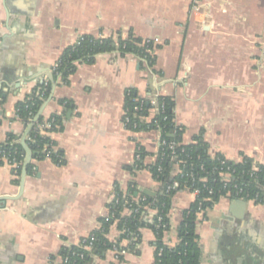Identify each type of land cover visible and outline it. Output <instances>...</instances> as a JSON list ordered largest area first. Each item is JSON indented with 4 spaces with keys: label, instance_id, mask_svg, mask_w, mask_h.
Listing matches in <instances>:
<instances>
[{
    "label": "crops",
    "instance_id": "0c3cea01",
    "mask_svg": "<svg viewBox=\"0 0 264 264\" xmlns=\"http://www.w3.org/2000/svg\"><path fill=\"white\" fill-rule=\"evenodd\" d=\"M190 8L191 0H0V142L24 135L15 106L49 82L80 37L132 33L158 47L152 68L110 52L78 65L67 84L54 82L42 116H62L59 102H71L62 132L50 135L64 164L36 162L20 197L12 169L0 166V264H62L60 250L108 217L115 190H159L150 172L133 170L137 146L149 155L145 164L154 163L156 134L123 127L128 90L171 100L183 145L201 132L210 157L264 165V0H202L197 16ZM195 199L188 191L171 198L167 246ZM195 232L200 264H264V203L223 197L197 215ZM120 236L113 224L105 236L113 248L89 264H155L152 230L141 229L138 242Z\"/></svg>",
    "mask_w": 264,
    "mask_h": 264
},
{
    "label": "trees",
    "instance_id": "16d2710c",
    "mask_svg": "<svg viewBox=\"0 0 264 264\" xmlns=\"http://www.w3.org/2000/svg\"><path fill=\"white\" fill-rule=\"evenodd\" d=\"M157 48V46H153L152 42L146 43L145 40L134 37L132 33H129L126 39L118 37L116 40L95 38L88 35L82 36L74 45L66 48L60 56L58 66L52 74V82L49 81L46 85L44 83L37 84L33 91L15 106V114L26 129L28 120L36 116L43 103L50 96L52 83L59 80V83L67 84L68 77L75 72L78 65H91L100 54L117 52L121 57L133 55L143 60L147 67L152 68L155 57L149 56L147 52ZM127 93H130L131 97H138L134 90H128ZM161 100L165 103L164 116H166L167 121L163 122L160 117H157L156 120H161L160 124L164 126L163 137L179 145L175 150L179 153V159L186 162L182 175L174 176L173 164L170 158L157 160L150 169L152 178L159 184V190L155 193V196L147 197L138 194L136 186L130 185L127 191L130 207H124V201H120L117 206L110 205L109 213L113 215V218L108 221L102 219L100 228L92 233L94 237L92 253L90 255L85 254L84 259L79 261L77 258L72 257V254L81 252L75 247H65L58 254L61 260L64 257H69V264H89L92 256L103 257L108 250L113 248V245L108 242L105 236L109 228L115 224L121 233L120 240L135 238L134 242H138L141 229L148 228L152 230L155 235L153 243L155 264H200L201 249L195 232L197 215L212 208L219 199L226 195L231 186L242 189L243 192L249 194V198L255 194L262 196L264 191V165L256 164L252 159L242 156L241 162H227V165L222 166V168L219 162L223 160V157L216 155L212 158L208 155L207 145L200 136L201 132L192 144L183 145L181 143V131L174 129L169 124L171 118H173V103L167 98L160 97L159 101ZM59 104L64 109L62 116L50 115L47 119L41 116L37 121L38 125L45 120L46 123L50 124V129L46 131L50 135L62 132L63 117L67 111L72 109L69 101H60ZM136 105L129 99H125L124 109L129 110L130 120L134 123H139V117L147 115L148 106L147 102H144L141 106V112L135 114L132 110ZM36 125L27 133L25 142L32 156V161L27 168V174L29 175L32 174L36 162L49 160L56 166L64 164L62 151L56 148L55 143L49 136L42 135L36 129ZM145 129L146 126L139 123L135 132L145 131ZM172 130L175 133L170 134ZM15 140L16 136L8 134L5 141L0 142V166L4 165L3 159L8 161L15 160L19 163L18 169L12 171L15 176L12 183L18 185L25 154L20 143H13ZM253 165L257 168L255 173L251 170ZM226 167L230 168L231 177L227 190H223L219 172ZM158 168L161 171H158ZM188 174H192V177H187ZM202 179H205V182H202ZM173 181L178 182L179 191H188L190 193L198 191V194L195 202L181 213V221L176 228V243L174 246L169 247L164 243L163 238L164 234L170 231L168 214L171 210V198L175 192L169 191L167 188L171 186ZM209 191L212 193L209 194ZM233 192L231 191V200H234ZM137 197L145 198V203L152 204L151 209L157 211V215L151 221L142 218L141 209L137 214L123 215L125 209L137 208L134 203L130 204L131 199ZM206 199H209V201H205ZM254 203L256 205L263 204L264 199ZM158 219H160L159 222H157ZM114 221L117 222L114 223ZM156 226H158V229H156Z\"/></svg>",
    "mask_w": 264,
    "mask_h": 264
},
{
    "label": "built area",
    "instance_id": "2783aa9c",
    "mask_svg": "<svg viewBox=\"0 0 264 264\" xmlns=\"http://www.w3.org/2000/svg\"><path fill=\"white\" fill-rule=\"evenodd\" d=\"M201 7H202V0H191L190 14H192L193 16H197L200 13ZM145 42L146 43L152 42L153 46H155V44L157 43V40H154V41L145 40ZM147 53L149 56L152 57L153 53H154V49L148 51ZM57 66H58V62L52 68V73L57 68ZM46 84L47 83H44V85H46ZM126 98L129 99V101H131L132 103L137 104L135 107H133V110H132L133 113H135V114H139L142 110L141 109L142 104L144 102H147V106H148L147 115L139 117L138 122L141 123L142 125L146 126L145 131H140V132H152V133L156 134V139L154 141V143L156 145V153L153 156L155 159L154 163L157 160H163V159L168 157V158H170V161L173 164L174 176L182 175L183 168L186 167V162L179 159V153H177L175 150L179 145L172 142V141H168L167 139H165L163 137L164 126H162L160 124L161 120L160 121L156 120L157 117H160L163 122L167 121L166 116H164V112H165L164 101L163 100L159 101L160 97L158 95H154V94H149L145 98H140V97H131L130 93L126 92L125 99ZM15 113H16V111H15ZM15 118H16V120H18V117L16 116V114H15ZM139 123L132 122L130 120V117H129V110L124 109V117H123L122 124H123V127L125 129H128L129 131L135 132V129L137 128V125H139ZM36 124H37V122H34V118L28 120V126L31 125L32 127H34ZM169 124H171V126L174 129H176V127L174 126L173 118H171ZM128 127H130V128H128ZM36 129L42 135H47L50 137V134L46 133V131L50 129V124L46 123V120L42 124H39V125L37 124ZM173 133H175L174 130H172L170 132V134H173ZM19 141H20V137H16V140L13 141V143L17 144V143H19ZM148 158H149L148 153L142 147L137 146L136 152L134 154L133 170L135 172H139L141 170H146V171L150 172V169L154 165V163L145 164V161ZM241 161L242 160L240 158L239 162H241ZM3 162H4V165L10 167L12 169V171H15L19 167V163H17L15 160L8 161L6 159H3ZM227 162H229V161H227L226 159L223 158V160H221L219 163L222 167V166H226ZM251 170L253 173L257 172V168L254 165L251 167ZM158 171H161L160 168H158ZM253 173H252V175H253ZM252 175H251V177H252ZM187 177H192V174L191 175L188 174ZM219 177L221 178V182L223 183V186H222L223 190H227V185L230 184V177H231L230 168L226 167L223 170L221 169V171L219 172ZM201 181L205 182V179H202ZM178 189H179V184L176 181H173L171 186L167 188V190L174 191L175 193L179 192ZM231 191H234L233 192L234 200H241L244 202H253L254 203L260 199H264V191H263L261 197L259 194H255L253 197L249 198L250 197L249 194L243 192L242 189H238L236 186H233V187L231 186L230 189L226 192V195L223 197L230 199ZM193 193L197 197L198 191H194ZM208 193L211 194L212 192L209 191ZM127 195L128 194H122L119 191L115 190L110 204L113 206H117V205H119L120 201H124V207H130L129 201L127 199ZM205 201H209V199H206ZM145 202H146V199L143 197L142 198L137 197L135 199H131L130 204L134 203L137 208L136 209H125L124 211L128 215H131L133 213L137 214L139 212V210L141 209L142 218L144 220L151 221L153 219V217H155L157 215V211L151 209L152 204H147ZM201 213L202 212H200L199 214H201ZM111 218H113V215H110V213H109L108 217L105 220L108 221ZM168 219L170 222V212L168 214ZM159 221H160V219L157 220V222H159ZM116 222L117 221H114V223H116ZM156 229H158V226H156ZM170 229H171V222H170ZM130 240L135 241L136 239L133 238ZM93 241H94V237L92 234H90L86 238L82 239L78 243V245L68 246L67 248L75 247L76 249H78L81 253H78V254L73 253L72 257L77 258L79 261H82L84 259L85 254L90 255L92 253ZM113 250L117 256L124 254V251H122L119 248L114 247ZM61 261H62V264H69L70 258L64 257Z\"/></svg>",
    "mask_w": 264,
    "mask_h": 264
},
{
    "label": "water",
    "instance_id": "95a60500",
    "mask_svg": "<svg viewBox=\"0 0 264 264\" xmlns=\"http://www.w3.org/2000/svg\"><path fill=\"white\" fill-rule=\"evenodd\" d=\"M48 77V80L52 82V73L49 72V75L47 76ZM56 85L54 83H52V89H51V93H50V96L48 97V99L43 103V105L41 106V108L39 109L38 113L36 114V116L34 117V122H37L38 119L42 116V113L46 107V105L50 102V100L52 99V94H53V91L55 89ZM32 128L31 125H29L27 128H26V131L24 133L23 136L20 137V145L22 146L23 150H24V154H25V157H24V160H23V164H22V170H21V175H20V179H19V190H18V194H17V197H20L21 194H22V191H23V187H24V180H25V177L27 176V168L29 166V164L31 163L32 161V156H31V152L29 151V149L26 147V136H27V133L30 131V129ZM138 194H141L143 196H147V197H154L155 196V193L152 192V191H149L147 189H141V188H136ZM4 200H8V199H1V201H4Z\"/></svg>",
    "mask_w": 264,
    "mask_h": 264
}]
</instances>
